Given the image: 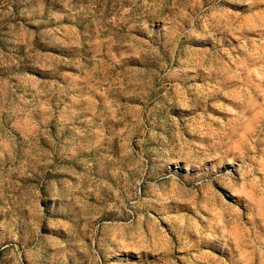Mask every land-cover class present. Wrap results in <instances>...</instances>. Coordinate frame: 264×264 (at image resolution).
Here are the masks:
<instances>
[{
	"label": "rangeland",
	"instance_id": "obj_1",
	"mask_svg": "<svg viewBox=\"0 0 264 264\" xmlns=\"http://www.w3.org/2000/svg\"><path fill=\"white\" fill-rule=\"evenodd\" d=\"M0 264H264V0H0Z\"/></svg>",
	"mask_w": 264,
	"mask_h": 264
}]
</instances>
